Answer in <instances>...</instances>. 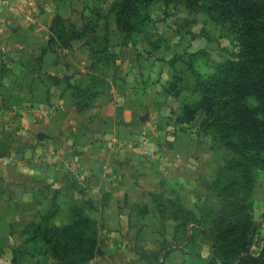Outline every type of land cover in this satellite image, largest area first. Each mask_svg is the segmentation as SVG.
<instances>
[{
	"label": "rangeland",
	"instance_id": "374dc122",
	"mask_svg": "<svg viewBox=\"0 0 264 264\" xmlns=\"http://www.w3.org/2000/svg\"><path fill=\"white\" fill-rule=\"evenodd\" d=\"M124 3L0 0V264H68L52 250L81 238L73 264H235L264 247V167L246 178L189 68L214 72L236 31L183 1ZM78 41L95 75L74 87L43 50L72 74L84 53L64 44Z\"/></svg>",
	"mask_w": 264,
	"mask_h": 264
},
{
	"label": "trees",
	"instance_id": "16d2710c",
	"mask_svg": "<svg viewBox=\"0 0 264 264\" xmlns=\"http://www.w3.org/2000/svg\"><path fill=\"white\" fill-rule=\"evenodd\" d=\"M124 1V5L131 9L132 2L139 5L151 0ZM165 1H183L188 11L196 9H204L207 13L217 11L221 18L216 21L222 24L228 23L237 33V49L225 61L218 63L214 72L202 75L191 66L189 68L195 75V91L201 92L202 95L200 106L203 107L206 116L205 122H208L209 129L214 134H219L224 144L233 146L242 154L246 160L247 169L244 173L247 178L253 165L264 167V0ZM117 24L122 31L129 30L120 26L119 22ZM70 26L73 33L71 39L83 35L74 23ZM50 31L49 42H52L54 39L52 25ZM57 38L63 39V34ZM86 43L91 45L92 53L96 52L92 43ZM64 46L70 47V42H65ZM46 50L55 49L47 47L44 48L43 53ZM231 133L236 137L235 140L230 139ZM233 160L239 165L243 163L241 157H234ZM234 181L240 185L238 180ZM247 242L241 245L240 251L247 250ZM84 245V238H81L71 255L69 244L65 252L56 245L52 250L53 255L56 259L63 258L62 255L72 256L73 260L67 263L73 264L77 259L75 256L78 253L77 247H80L79 252H82L85 249ZM215 264H223V262ZM235 264H264V247L256 256H250L248 260Z\"/></svg>",
	"mask_w": 264,
	"mask_h": 264
},
{
	"label": "crops",
	"instance_id": "0c3cea01",
	"mask_svg": "<svg viewBox=\"0 0 264 264\" xmlns=\"http://www.w3.org/2000/svg\"><path fill=\"white\" fill-rule=\"evenodd\" d=\"M72 47H70L71 50H73V52L75 53L77 50H82V53H84V56L80 57L79 60L75 59V71L72 74L69 73H65V74H59L58 73V66H56V62L55 59H58V57L56 56L57 54L60 53V49H57V51L55 50H46L44 52L43 58L45 61V67L46 69H48V73L50 75H55L58 78H62L64 79L66 82L72 84V86L74 87H78V86H82L85 85L86 83H88L90 80L94 79V75L95 72L92 69V61H93V56H92V50H91V45L86 43V42H73V44L71 45ZM128 47V46H126ZM91 53V54H90ZM134 56H137V52ZM52 61V62H51ZM137 71L138 67H136ZM135 70V67H132V71ZM148 76V74L146 75ZM147 79V77H146ZM149 80V79H148ZM137 85H139V83H137ZM37 90H35L36 92H38L39 87L36 86ZM46 89V88H44ZM52 89V88H51ZM113 101L108 100V102H106V104H104L103 106L106 107L108 105H111ZM123 103V102H122ZM91 110H96L97 106H94L92 108H90ZM98 109H100L98 107ZM101 112H103L101 110ZM126 119V121H129V117L131 118V116L127 117L126 115H124ZM121 118H123V115L120 114L119 116H117V114L115 116H113L111 119L116 120V124L118 122V120Z\"/></svg>",
	"mask_w": 264,
	"mask_h": 264
},
{
	"label": "water",
	"instance_id": "95a60500",
	"mask_svg": "<svg viewBox=\"0 0 264 264\" xmlns=\"http://www.w3.org/2000/svg\"><path fill=\"white\" fill-rule=\"evenodd\" d=\"M202 181H203L207 186H209V185H208V182H206L205 180H202Z\"/></svg>",
	"mask_w": 264,
	"mask_h": 264
}]
</instances>
